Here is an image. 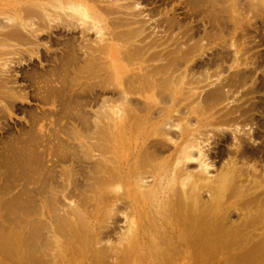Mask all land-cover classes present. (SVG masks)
<instances>
[{
	"label": "bare ground",
	"instance_id": "bare-ground-1",
	"mask_svg": "<svg viewBox=\"0 0 264 264\" xmlns=\"http://www.w3.org/2000/svg\"><path fill=\"white\" fill-rule=\"evenodd\" d=\"M163 4L0 0V264H264V0Z\"/></svg>",
	"mask_w": 264,
	"mask_h": 264
},
{
	"label": "rangeland",
	"instance_id": "rangeland-1",
	"mask_svg": "<svg viewBox=\"0 0 264 264\" xmlns=\"http://www.w3.org/2000/svg\"><path fill=\"white\" fill-rule=\"evenodd\" d=\"M133 0H120V3H122L124 6H127V4H130L132 3ZM140 1V5L139 7L141 8V11H142V14L145 18V20L147 21L148 23V27L150 28L151 31H154L157 33L158 36H161L163 35V28H161L160 26H157V22H160L161 21V13L158 14L159 11H164V8H165V5L163 3L166 2V0H138ZM175 1H173L174 3ZM171 6L173 5H168L167 8H171ZM174 6L176 7V11L178 12L180 18L182 19V17H184V11L185 9H183L181 7L180 4H178L177 2L174 4ZM129 12H134V9L132 11V8H130L128 10ZM191 21V19H190ZM195 23H196V19H195ZM149 31V30H147ZM91 36L93 37L94 35L91 34ZM211 142V141H210ZM210 147V148H209ZM209 147H207L206 149H210L209 151V154H211L212 156L214 155V149H213V144L210 145ZM211 152V153H210ZM212 159V158H211ZM215 163V167H217L219 165L218 161L217 162H214ZM194 166H195V163H193ZM214 167V168H215ZM214 168H211V174H213V170ZM118 226L117 227H123L125 225V222H124V219H123V216L122 215H118ZM116 231H119L116 230ZM115 240V238H114Z\"/></svg>",
	"mask_w": 264,
	"mask_h": 264
}]
</instances>
